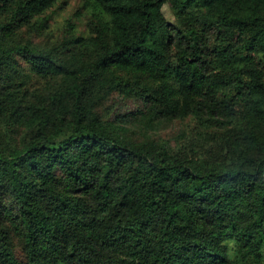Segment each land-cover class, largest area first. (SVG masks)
Instances as JSON below:
<instances>
[{
	"label": "trees",
	"instance_id": "obj_1",
	"mask_svg": "<svg viewBox=\"0 0 264 264\" xmlns=\"http://www.w3.org/2000/svg\"><path fill=\"white\" fill-rule=\"evenodd\" d=\"M66 1L0 0V264H264V0H81L34 43Z\"/></svg>",
	"mask_w": 264,
	"mask_h": 264
},
{
	"label": "rangeland",
	"instance_id": "obj_2",
	"mask_svg": "<svg viewBox=\"0 0 264 264\" xmlns=\"http://www.w3.org/2000/svg\"><path fill=\"white\" fill-rule=\"evenodd\" d=\"M79 12H82L81 0H69L59 4L47 13V28L33 42L42 47H55L60 45L68 28V23H71L77 31H82L84 29L85 19ZM162 13L168 22L172 23L174 21L173 15L167 5L163 6ZM169 135L170 133L166 131L161 134V137L167 138Z\"/></svg>",
	"mask_w": 264,
	"mask_h": 264
}]
</instances>
